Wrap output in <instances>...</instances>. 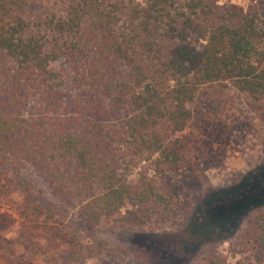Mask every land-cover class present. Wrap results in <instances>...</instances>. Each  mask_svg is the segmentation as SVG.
Here are the masks:
<instances>
[{"label":"trees","instance_id":"obj_1","mask_svg":"<svg viewBox=\"0 0 264 264\" xmlns=\"http://www.w3.org/2000/svg\"><path fill=\"white\" fill-rule=\"evenodd\" d=\"M28 2L0 0L5 191L23 183L26 205L44 206L37 205V188L16 176L26 162L44 174L58 171L49 178L60 202L56 212L75 197L105 215L129 203L186 205L192 213V203L209 191L189 151L191 106L200 91L213 89L217 101L244 94L264 119V5L245 12L218 0H62L28 20L15 12ZM146 162L156 164L155 175ZM138 166V180L130 181L128 172ZM168 171L183 186L165 182ZM261 206L230 243L236 253L256 254L258 264H264Z\"/></svg>","mask_w":264,"mask_h":264},{"label":"rangeland","instance_id":"obj_2","mask_svg":"<svg viewBox=\"0 0 264 264\" xmlns=\"http://www.w3.org/2000/svg\"><path fill=\"white\" fill-rule=\"evenodd\" d=\"M61 2L29 0L16 6L15 12L31 20ZM263 2L218 0L220 5L245 12L262 7ZM220 104L226 107L224 113ZM191 107V165L201 174L203 192L209 190L192 203L197 205L192 213L186 205L161 210L129 203L105 215L97 207L89 211L75 197L72 205L56 212L53 205L60 202L49 178H55L58 171L44 174L25 162L16 176L29 188H37V205L44 206L26 205L25 184L19 183L18 191L13 192L5 191L0 183V264H210L213 260L215 264H258L256 254L236 253L230 243L264 204V182L259 185L254 176L264 170V119L257 104L237 92L217 101L213 89L203 88ZM142 166L155 175L156 164ZM139 173V166L132 168L129 180H138ZM166 175V180L159 175L161 185L163 179L182 184L171 172ZM260 178L264 179V174Z\"/></svg>","mask_w":264,"mask_h":264}]
</instances>
